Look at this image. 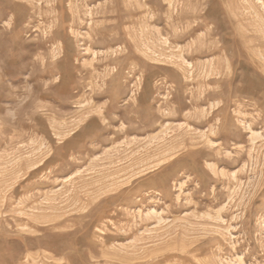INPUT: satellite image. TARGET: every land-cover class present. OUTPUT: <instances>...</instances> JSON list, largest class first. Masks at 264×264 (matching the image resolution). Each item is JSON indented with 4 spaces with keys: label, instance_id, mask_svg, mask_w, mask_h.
Wrapping results in <instances>:
<instances>
[{
    "label": "rangeland",
    "instance_id": "obj_1",
    "mask_svg": "<svg viewBox=\"0 0 264 264\" xmlns=\"http://www.w3.org/2000/svg\"><path fill=\"white\" fill-rule=\"evenodd\" d=\"M0 264H264V0H0Z\"/></svg>",
    "mask_w": 264,
    "mask_h": 264
},
{
    "label": "bare ground",
    "instance_id": "obj_2",
    "mask_svg": "<svg viewBox=\"0 0 264 264\" xmlns=\"http://www.w3.org/2000/svg\"><path fill=\"white\" fill-rule=\"evenodd\" d=\"M193 43V42H192ZM199 80V79H198ZM216 129V128H215Z\"/></svg>",
    "mask_w": 264,
    "mask_h": 264
}]
</instances>
